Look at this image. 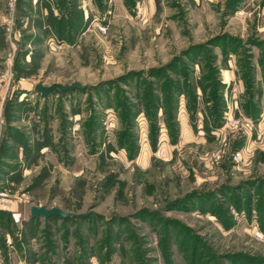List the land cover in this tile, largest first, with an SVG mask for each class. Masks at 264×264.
Here are the masks:
<instances>
[{"label":"rangeland","instance_id":"1","mask_svg":"<svg viewBox=\"0 0 264 264\" xmlns=\"http://www.w3.org/2000/svg\"><path fill=\"white\" fill-rule=\"evenodd\" d=\"M0 198V264H264V0H0Z\"/></svg>","mask_w":264,"mask_h":264},{"label":"water","instance_id":"2","mask_svg":"<svg viewBox=\"0 0 264 264\" xmlns=\"http://www.w3.org/2000/svg\"><path fill=\"white\" fill-rule=\"evenodd\" d=\"M75 86L82 87L81 84H79L77 81H73L70 85H63L57 82H52L48 85H43L40 81H38L34 85V90L40 94H49L51 92H59V91H67L72 90ZM28 213L32 217H43L46 218L51 215H55L61 218H66L68 216L70 217H76L77 214L72 212H66L58 207H46L45 205H30L28 209Z\"/></svg>","mask_w":264,"mask_h":264},{"label":"built area","instance_id":"3","mask_svg":"<svg viewBox=\"0 0 264 264\" xmlns=\"http://www.w3.org/2000/svg\"><path fill=\"white\" fill-rule=\"evenodd\" d=\"M50 44H51V46H50L51 49L54 50V49L58 48V45L56 43H54L52 40H50ZM4 204H5L4 199L0 198V207H5Z\"/></svg>","mask_w":264,"mask_h":264}]
</instances>
